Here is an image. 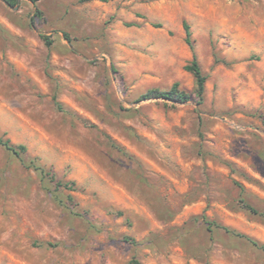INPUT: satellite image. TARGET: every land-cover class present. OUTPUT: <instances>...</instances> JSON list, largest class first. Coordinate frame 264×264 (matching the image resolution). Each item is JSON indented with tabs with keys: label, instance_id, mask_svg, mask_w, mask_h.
Wrapping results in <instances>:
<instances>
[{
	"label": "rangeland",
	"instance_id": "374dc122",
	"mask_svg": "<svg viewBox=\"0 0 264 264\" xmlns=\"http://www.w3.org/2000/svg\"><path fill=\"white\" fill-rule=\"evenodd\" d=\"M0 138V264H264V0H0Z\"/></svg>",
	"mask_w": 264,
	"mask_h": 264
},
{
	"label": "trees",
	"instance_id": "16d2710c",
	"mask_svg": "<svg viewBox=\"0 0 264 264\" xmlns=\"http://www.w3.org/2000/svg\"><path fill=\"white\" fill-rule=\"evenodd\" d=\"M3 1L9 6L14 5V0H3ZM29 1L33 4H36L38 0H29ZM98 1L103 2V3L107 2V0H98ZM39 16H40V11L35 10L33 17H39ZM155 27H160V26L157 25ZM183 28L185 31V41L189 46H191V42H190L191 33L189 31V27L186 24H184ZM41 38L44 41L46 46L51 45V41L48 37L42 36ZM184 70L186 72L190 73L195 79V86H196L195 87V94H196V96L199 100V104H200L204 100L205 85H206L207 78L202 73L201 68L199 66V63H198L195 56H193L191 62L184 67ZM151 98H161L164 100L175 101V102H179V103H183V102H187V101L191 100L190 94L181 91L178 87V84H176V83L173 84L172 87L170 88V90H168V91H157V90L149 91V92L143 94L140 97V100H146V99H151ZM0 146L3 147L6 151L11 153L12 155H15L17 157H21L26 152V148L24 146L14 145L8 139L0 138ZM30 166L32 168H34L36 171H38L41 175L46 176L44 168H42L38 164L31 163ZM244 207H246V209L249 210L250 212L257 214V212L252 207H250L246 204H244ZM213 225L214 224L209 223V229ZM216 227H219L224 232H226L232 236H235L239 239L245 240L246 242H248L253 247L264 252V245L260 244L256 240H254L248 236H245L243 234L232 231L226 227H220V226H216ZM130 264H143V263L137 259H132L130 261Z\"/></svg>",
	"mask_w": 264,
	"mask_h": 264
}]
</instances>
